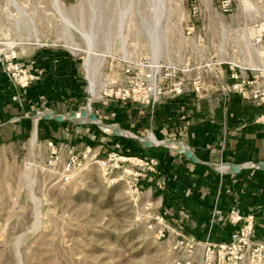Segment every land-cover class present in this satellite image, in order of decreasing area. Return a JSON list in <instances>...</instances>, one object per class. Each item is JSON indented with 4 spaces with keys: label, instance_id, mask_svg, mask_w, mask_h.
Wrapping results in <instances>:
<instances>
[{
    "label": "rangeland",
    "instance_id": "obj_1",
    "mask_svg": "<svg viewBox=\"0 0 264 264\" xmlns=\"http://www.w3.org/2000/svg\"><path fill=\"white\" fill-rule=\"evenodd\" d=\"M225 1L0 0L3 69L8 76V71L12 75L24 69L35 77L27 86L14 83L28 105L17 120L21 132L8 140L0 137V264H175L178 254L169 235L158 238L149 227L158 212L144 203L142 191L138 197L131 193L129 171L144 173L139 159L145 161V156L121 146L100 147L95 136H108L116 127L103 131L84 119L89 129L83 136L61 115L81 113L90 105L96 120L114 124L100 116L110 110V100L148 103L113 94L128 79L140 81L149 72L153 79L140 91L151 96L149 105L155 111L171 97L209 92L212 86L226 97L264 92V0H230V8ZM29 50L49 52L57 70L77 66L80 86L70 93L55 85L53 92L59 99H74L73 105L27 104V90L37 80L22 61ZM204 64L210 65L200 69L204 75L208 72L207 90L197 92L191 82L200 72L195 68ZM230 66L247 82L241 92L232 90L236 82ZM178 68L190 71L182 75L184 86L177 94L171 89L179 74L172 80L163 75ZM90 74L95 76L94 93ZM254 100L264 107L260 98ZM33 111H53L56 116L39 121L25 117ZM138 131L132 135L146 138L152 133ZM69 133L100 158L111 152L122 156L119 167L108 174L88 159L71 181H64L48 160L50 143L61 148L64 160Z\"/></svg>",
    "mask_w": 264,
    "mask_h": 264
},
{
    "label": "crops",
    "instance_id": "obj_2",
    "mask_svg": "<svg viewBox=\"0 0 264 264\" xmlns=\"http://www.w3.org/2000/svg\"><path fill=\"white\" fill-rule=\"evenodd\" d=\"M48 53L29 50L22 60L37 76L27 90L31 98L27 104L40 102L42 108H55L63 103L73 105L70 100L74 99H59L53 92L57 90L55 85L70 93L80 86L77 66L57 70ZM67 63L71 62L67 60ZM225 72L229 73L228 68ZM210 91L171 97L161 102L156 111L149 104L110 100V110L104 116L100 114L106 122L131 134L138 130L152 132L148 136L157 139L153 134L156 133L162 138L157 144L147 142L148 136L143 139L144 144L129 135H122L126 140L113 137L110 132L108 136L102 137L100 133L95 137L101 142L100 147L121 146L136 155L157 160L155 172L143 168L142 197L148 208L171 220L173 230L197 240L228 241L239 225L232 223V212L239 210L244 218L253 217L255 238L264 243V167L261 165L264 163V107L254 100L260 98L254 94L226 97L213 86ZM22 99V89L5 73L0 60L1 140L12 139L21 132L17 120L24 117L22 114L28 108ZM86 126L73 123L71 127L86 136ZM67 138L65 149L72 147L81 152L88 145L70 133ZM174 144L182 146L173 147ZM180 147L189 149L192 156H187ZM229 164L242 169L235 172ZM175 237L169 235L173 242ZM199 256V253L195 255Z\"/></svg>",
    "mask_w": 264,
    "mask_h": 264
},
{
    "label": "built area",
    "instance_id": "obj_3",
    "mask_svg": "<svg viewBox=\"0 0 264 264\" xmlns=\"http://www.w3.org/2000/svg\"><path fill=\"white\" fill-rule=\"evenodd\" d=\"M223 5L226 8H230V0L225 1ZM8 68L10 69L11 67L9 66ZM195 69L208 70L210 69V65L204 64ZM230 69L233 70L231 77L236 82L233 84L232 90L239 92L243 91L247 85L246 80L242 79L234 66H230ZM177 70V72L167 71L164 73L163 77L172 80L173 78L171 77L174 73H177V76L179 74V78L173 80L171 89V91H175L178 94L182 92L184 86L182 75L190 70L183 68H178ZM129 71L130 68L127 69V72ZM8 74L14 83H18L22 86L29 85V83L35 78L31 73H28L27 70L24 69H20L12 75L8 71ZM142 75L140 81L128 79L113 95L122 100L132 99L134 101H142L149 104L151 102V96L146 94V90L145 94L140 90L146 88L145 84H148L150 78H152V74L149 72ZM205 75L200 70L191 82L193 89L197 92H201L202 90L204 92L207 90V87H205ZM174 76L175 75H173V77ZM254 95L256 97L260 96L261 100L264 101V92L257 89ZM155 101V98H153V102ZM59 149L61 148L50 143L51 157L48 160V165L54 172L59 173L61 178L66 182L73 179V176L84 167L88 159L93 160L99 166L105 168L108 174H111L119 167V163L121 162V160L119 162V159L123 158L115 152L109 153L108 157L105 159L100 158L93 153L92 147L87 145L81 152H77L72 147H66L65 150L67 155L64 160H61V162ZM145 159V161L139 159L142 163L141 165H143L147 171L155 172L157 160L155 158ZM129 172L132 178L131 193L138 197L142 191V177L144 176V173L137 169H130ZM231 221L233 224L239 225L237 229L232 232L230 239L221 243L212 242L209 239L197 240L194 237L183 235L179 230H173L171 222L168 220L167 216L162 213L151 216L149 227L156 232L158 238H164L170 234L176 236L172 244L173 250L178 254V259L175 264H245V262L246 264H264V243L255 238L253 217L248 216L244 218L239 210H234L232 212ZM197 253L200 255L199 259H196L195 257Z\"/></svg>",
    "mask_w": 264,
    "mask_h": 264
},
{
    "label": "water",
    "instance_id": "obj_4",
    "mask_svg": "<svg viewBox=\"0 0 264 264\" xmlns=\"http://www.w3.org/2000/svg\"><path fill=\"white\" fill-rule=\"evenodd\" d=\"M45 113H50L51 115H54L53 114L54 113L53 111H50V112L33 111L32 113H30L27 116L28 117H32L35 120L39 121L40 119L47 118V116L45 115ZM54 116H56V115H54ZM61 116L65 117V118H67L69 120H71L72 122H74L76 124H82V123H84V119L83 120H80V119H77L75 117L69 116V114H67V115H61ZM86 122L97 124L100 128H103V129H105L104 128L105 126L117 127V129L119 131H121V132H119V133L111 132L112 134H115V135H126V136L129 135V137L135 138V139L140 140V141H143V139H144V137L133 136L131 133L127 132L126 130H124L122 128H120L119 126H116V125H113V124H106L104 122H101L99 120H96V118H95V120H87ZM105 130H107V129H105ZM163 144L169 145L170 143L163 142ZM148 145H152V144H148ZM174 145H178V144H174ZM178 146H182V145H178ZM178 149L183 150L182 147H180ZM183 151L185 152V154L187 156H192V152L189 149H188V151H186V150H183ZM261 165L264 167V163H262ZM228 167L231 168L235 172L240 171L242 169L241 166L233 165V164H229Z\"/></svg>",
    "mask_w": 264,
    "mask_h": 264
},
{
    "label": "bare ground",
    "instance_id": "obj_5",
    "mask_svg": "<svg viewBox=\"0 0 264 264\" xmlns=\"http://www.w3.org/2000/svg\"><path fill=\"white\" fill-rule=\"evenodd\" d=\"M55 3H58V0H55ZM89 48H91V47H89ZM0 51H1V49H0ZM88 63H90V60L89 59H88ZM89 78H90L91 85H92L91 91L94 93V91H95L94 90L95 89V86L94 85L96 84L94 74H90L89 75ZM69 116L75 117L77 119L83 118V119H87V120H95L94 113L92 112V110L90 108V105H88L83 112L78 113V114H76V113H69ZM59 117H61V116H59ZM104 128L107 129V130H111V126H105ZM111 132L118 133V132H121V131H119L117 129V131L111 130ZM146 141L149 142V143H153V144L159 143L158 139H155L153 136H148V138H147ZM170 143H172V142H170ZM172 146L175 147V145H172ZM176 146L178 147V145H176Z\"/></svg>",
    "mask_w": 264,
    "mask_h": 264
}]
</instances>
